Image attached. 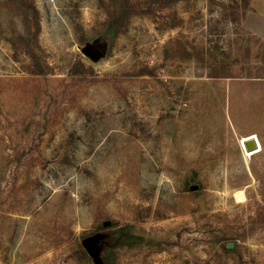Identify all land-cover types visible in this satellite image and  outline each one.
Segmentation results:
<instances>
[{
    "label": "rangeland",
    "instance_id": "rangeland-1",
    "mask_svg": "<svg viewBox=\"0 0 264 264\" xmlns=\"http://www.w3.org/2000/svg\"><path fill=\"white\" fill-rule=\"evenodd\" d=\"M263 132L264 0H0V264H264Z\"/></svg>",
    "mask_w": 264,
    "mask_h": 264
},
{
    "label": "water",
    "instance_id": "water-1",
    "mask_svg": "<svg viewBox=\"0 0 264 264\" xmlns=\"http://www.w3.org/2000/svg\"><path fill=\"white\" fill-rule=\"evenodd\" d=\"M83 53L90 56L92 60H96L98 58V53L95 50H92L90 47L86 46L83 48ZM256 136H252V150L256 151L257 149H262L264 147V132L261 134H255ZM242 145L246 148H249V145L246 142H242ZM97 264H100V261H96Z\"/></svg>",
    "mask_w": 264,
    "mask_h": 264
},
{
    "label": "trees",
    "instance_id": "trees-1",
    "mask_svg": "<svg viewBox=\"0 0 264 264\" xmlns=\"http://www.w3.org/2000/svg\"><path fill=\"white\" fill-rule=\"evenodd\" d=\"M160 1L162 2V5L164 6L166 4L173 3L174 1H177V0H160ZM115 33L117 34V33H119V31H116ZM78 65L80 67L79 71H82V70L90 71L91 70V68H85L83 66V63L80 61L78 62ZM223 247H225V246H223ZM78 251H80L82 253V256L86 259V261H90V262L94 261L92 256L89 254V252L86 250V248L82 244L78 245ZM227 251H230V250L227 249Z\"/></svg>",
    "mask_w": 264,
    "mask_h": 264
},
{
    "label": "bare ground",
    "instance_id": "bare-ground-1",
    "mask_svg": "<svg viewBox=\"0 0 264 264\" xmlns=\"http://www.w3.org/2000/svg\"><path fill=\"white\" fill-rule=\"evenodd\" d=\"M246 143L249 145V148H247V150H252V140H247Z\"/></svg>",
    "mask_w": 264,
    "mask_h": 264
}]
</instances>
